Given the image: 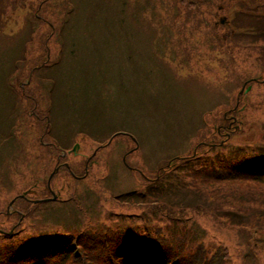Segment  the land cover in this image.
Segmentation results:
<instances>
[{
    "label": "rangeland",
    "instance_id": "rangeland-1",
    "mask_svg": "<svg viewBox=\"0 0 264 264\" xmlns=\"http://www.w3.org/2000/svg\"><path fill=\"white\" fill-rule=\"evenodd\" d=\"M147 1L148 22L138 13L140 26L129 0L7 1L13 6L0 32V134L9 132L0 136V239L18 231L7 245L24 235L72 233L97 215L107 222L113 216L107 224L117 229L115 213L129 205L116 194L151 186L158 169L187 156L198 163L186 166L197 168L217 154L264 148V40L251 44L244 29L232 32L221 21L254 4L201 0L189 9L180 0ZM39 6L44 11L34 29L29 24V38L26 19ZM252 77L263 80L239 95ZM235 105L238 127L218 130ZM116 131L129 134L109 141ZM233 184L206 187L203 208L188 211L190 223L198 234L199 224L206 229L207 241L224 242L234 264H244L247 251L256 254L251 264H264V241L249 249L261 236L264 203L247 196L259 195L250 181ZM235 191L245 199H233ZM36 204V222L69 230L33 227L26 216ZM222 207L246 215L247 234L232 227L236 221L223 222L214 212Z\"/></svg>",
    "mask_w": 264,
    "mask_h": 264
},
{
    "label": "trees",
    "instance_id": "trees-1",
    "mask_svg": "<svg viewBox=\"0 0 264 264\" xmlns=\"http://www.w3.org/2000/svg\"><path fill=\"white\" fill-rule=\"evenodd\" d=\"M7 1L9 0H0V32L2 33L5 27L4 17L10 8L8 5L13 6L12 2ZM201 2V0H180V4L186 5L189 9L198 8ZM249 2L254 6L250 9L243 8V12L237 13L232 20L225 15L224 19L221 18L223 23L220 22L228 26L232 32L244 29L243 33H248L251 44H256L264 40V0ZM129 3L130 12L138 10L134 13V18L138 21L137 26H140L138 13L148 22V17L144 15L148 9L147 0L142 2L129 0ZM42 9L44 11V7L39 6L37 13L26 19L29 28L26 35L29 38L32 29L35 28L34 20L39 19L38 15L41 14ZM129 27L134 26L129 24ZM5 136H9V132H3L1 138ZM235 152L236 154L232 155L217 154L213 158H208L205 163L201 161L197 168L186 166V162H190L191 165L195 162L197 164V158L193 161L182 158L176 162L178 167L175 170L169 173L162 172L161 180L155 186L118 194L117 200L129 205L115 213L114 218L123 226L120 232L118 230L121 226L116 229L112 224H107L113 216L108 217L107 222L105 221L107 217L99 219L100 216L97 215L93 223L86 224L72 233L45 232L46 235L42 238L27 236L19 245L18 242L7 245L9 239L2 238L0 264H114V258L117 259L118 264H234L235 262L230 259L228 246L224 242L207 245L204 241L205 228L200 225L198 227L200 234H198L196 225L186 224L185 230L184 224L185 220L187 223L191 218L189 209L203 208L206 202L204 197L206 187L213 184L230 183L231 187L235 188L233 182L250 181L256 186L255 191L259 195L247 196L253 200L252 202L264 203L262 199L264 148L251 152L240 148ZM72 193L77 196L75 188ZM233 195L232 198L238 201L245 199L239 191H235ZM136 208L139 210L134 211ZM231 209V207H222L221 213L216 209L214 212L225 220H230V223L236 221L232 227L247 234L245 226L241 223L247 218L246 215L236 211L233 213ZM124 210L128 212L124 213ZM27 215L32 218L30 222L33 223L31 224L33 227L41 226L47 230L57 226L60 231L69 230L55 223L42 225L36 222V210L32 212L28 210ZM105 215L109 216V213ZM154 220L158 225L152 224ZM259 229L261 236L249 245V249H253L256 243L264 241V221H260ZM247 252V259L243 260L244 264H250L256 255Z\"/></svg>",
    "mask_w": 264,
    "mask_h": 264
},
{
    "label": "flooded vegetation",
    "instance_id": "flooded-vegetation-1",
    "mask_svg": "<svg viewBox=\"0 0 264 264\" xmlns=\"http://www.w3.org/2000/svg\"><path fill=\"white\" fill-rule=\"evenodd\" d=\"M234 116L237 117L236 113L227 114L224 118L223 122H226V124L221 125L220 127H217L218 130H224V131H230L233 129V127L239 123L238 117L235 119Z\"/></svg>",
    "mask_w": 264,
    "mask_h": 264
},
{
    "label": "bare ground",
    "instance_id": "bare-ground-1",
    "mask_svg": "<svg viewBox=\"0 0 264 264\" xmlns=\"http://www.w3.org/2000/svg\"><path fill=\"white\" fill-rule=\"evenodd\" d=\"M64 155H65V153H63V156H64ZM75 179H76V177H73V181H74V182H75ZM94 180H95V179H94ZM95 183H96V180H95ZM107 191H108V190H107ZM124 192H127V190H124V191H122V192L117 193L115 197H117L118 194H121V193H124ZM110 193H112V191H111ZM109 196H110V194H109ZM112 197H113V196H112ZM116 200H117V198H116ZM186 224H190V220L187 221V223H186V220H185V224H184V226H185V230H186V228H187ZM199 226H200V224H199ZM36 238H37V237H36Z\"/></svg>",
    "mask_w": 264,
    "mask_h": 264
},
{
    "label": "water",
    "instance_id": "water-1",
    "mask_svg": "<svg viewBox=\"0 0 264 264\" xmlns=\"http://www.w3.org/2000/svg\"><path fill=\"white\" fill-rule=\"evenodd\" d=\"M120 132H117V133H115L113 136H115L116 134H119Z\"/></svg>",
    "mask_w": 264,
    "mask_h": 264
}]
</instances>
